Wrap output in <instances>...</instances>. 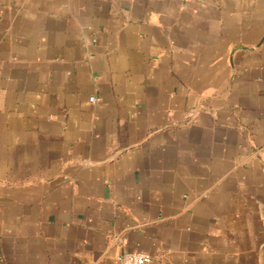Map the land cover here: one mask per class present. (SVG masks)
I'll list each match as a JSON object with an SVG mask.
<instances>
[{"label": "crops", "instance_id": "obj_1", "mask_svg": "<svg viewBox=\"0 0 264 264\" xmlns=\"http://www.w3.org/2000/svg\"><path fill=\"white\" fill-rule=\"evenodd\" d=\"M125 251L264 264V0H0V264Z\"/></svg>", "mask_w": 264, "mask_h": 264}, {"label": "built area", "instance_id": "obj_2", "mask_svg": "<svg viewBox=\"0 0 264 264\" xmlns=\"http://www.w3.org/2000/svg\"><path fill=\"white\" fill-rule=\"evenodd\" d=\"M93 101L94 98H91ZM119 264H152L150 254L141 251H125L116 257Z\"/></svg>", "mask_w": 264, "mask_h": 264}]
</instances>
